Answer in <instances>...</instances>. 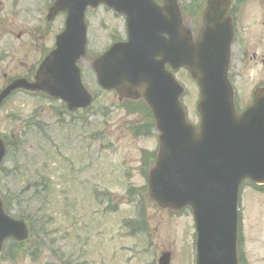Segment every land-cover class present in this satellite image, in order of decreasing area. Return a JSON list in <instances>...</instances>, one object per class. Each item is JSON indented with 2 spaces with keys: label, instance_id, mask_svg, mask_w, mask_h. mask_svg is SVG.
I'll return each instance as SVG.
<instances>
[{
  "label": "rangeland",
  "instance_id": "1",
  "mask_svg": "<svg viewBox=\"0 0 264 264\" xmlns=\"http://www.w3.org/2000/svg\"><path fill=\"white\" fill-rule=\"evenodd\" d=\"M53 1L0 0V91L15 79L32 80L37 64L53 48L64 23V15L46 21ZM191 1L195 7H189ZM241 2L229 58L239 111L252 102L254 92L264 91V4ZM176 5L182 30L196 36L205 0H176ZM85 24L86 54L78 67L83 86L96 99L87 112H63L60 102L22 91L0 108V137L11 147L1 164L7 176L0 179V199L6 198L14 219L24 213L28 199L35 200L31 208L41 209L46 231L38 234L39 252L33 247L12 252L15 258L0 264H157L165 252L171 254L170 264H195L191 212L176 213L149 198L144 173L151 168L145 169L142 157L159 151L156 129L146 130L150 118L127 114L120 108L127 99L123 91L105 92L96 83L98 58L125 40V21L100 6L87 11ZM175 78L184 89L187 120L197 127L196 81L184 71ZM35 124L43 132H36ZM32 191L40 201L31 197ZM9 198L13 204H7ZM240 216L243 264H264V195L244 186Z\"/></svg>",
  "mask_w": 264,
  "mask_h": 264
},
{
  "label": "water",
  "instance_id": "2",
  "mask_svg": "<svg viewBox=\"0 0 264 264\" xmlns=\"http://www.w3.org/2000/svg\"><path fill=\"white\" fill-rule=\"evenodd\" d=\"M56 0L48 20L66 13L65 29L55 48L40 64L35 82L17 80L0 93V104L19 88L42 92L86 109L92 97L83 88L77 62L85 55L86 8L101 4L125 16L127 42L117 43L97 61L98 85L123 91L149 107L159 134V151L147 179L149 196L157 205L180 211L190 208L196 231V264H238L236 228L238 191L248 180L264 184V93L240 116L233 106L227 80L232 27L226 17L228 0H208L199 40L181 28L174 0ZM171 71L185 69L197 80L200 100L198 132L186 122L180 104L183 88ZM5 148L0 140V163ZM28 237L23 221L9 218L0 201V253L4 241ZM163 254L158 264H169Z\"/></svg>",
  "mask_w": 264,
  "mask_h": 264
},
{
  "label": "trees",
  "instance_id": "3",
  "mask_svg": "<svg viewBox=\"0 0 264 264\" xmlns=\"http://www.w3.org/2000/svg\"><path fill=\"white\" fill-rule=\"evenodd\" d=\"M120 108H122L127 114H129V115H131V114H137V113H141V114H143V115H145L146 117H149L150 118V125H149V127H147V129L146 130H149L150 131V129H154V123H153V120H152V118H151V114H150V112H149V110H148V108L145 106V104L143 103V102H131V101H126V102H124L121 106H120ZM35 126V130H36V132H38V133H41V132H43V130H42V128L38 125V124H35L34 125ZM144 128V127H143ZM143 128H138L137 129V131H140V130H142ZM146 128V127H145ZM149 131H147V132H145V133H139V132H136V134H142V135H144L145 136V134L146 135H148L149 134ZM8 145H9V143H8ZM9 147H10V145H9ZM9 152H10V150H9ZM150 155V158H147L148 156ZM155 157H156V153L154 152V153H143V157H142V164L144 165V167H145V169L146 170H148V169H150L152 166H150L151 164H153L154 163V161H155ZM9 158V153H8V155H7V159ZM5 176H7L6 175V171H5V168H2V167H0V179L1 178H5ZM144 176H145V178H146V176H147V173L145 172L144 173ZM41 184H44L43 182L41 183ZM46 186L47 185H42V187L43 188H45L46 189ZM130 192H132V191H130ZM31 197H33V198H35L37 201H40V196L37 194V191H32V195H31ZM9 203H7V204H13V201L14 200H12V199H10L9 198ZM35 201V200H34ZM33 200H31V198L30 199H28V202H26L27 203V208H25V211H24V213L22 214V213H17L16 214V218L17 219H23L25 222H26V224L30 227V229H31V237L32 238H34V239H37L38 238V233H41L42 235H46V231H45V229H43L42 227H43V224L41 223V209L39 210V208L38 209H32L31 208V202H34ZM3 202H4V208H5V211L7 212V213H9L10 212V205H6L5 204V202H6V198H3ZM39 224H41L42 226L41 227H38V225ZM45 225H46V223H45ZM35 229L38 231V233L37 232H35ZM14 245H15V243H10L9 245H7V247H6V252H5V254H8V253H12L14 250Z\"/></svg>",
  "mask_w": 264,
  "mask_h": 264
},
{
  "label": "flooded vegetation",
  "instance_id": "4",
  "mask_svg": "<svg viewBox=\"0 0 264 264\" xmlns=\"http://www.w3.org/2000/svg\"><path fill=\"white\" fill-rule=\"evenodd\" d=\"M241 1L242 0H233V3H232L231 8L229 10V14H230V17H231V20H232V23H233V26L235 29V34H236V30H237L235 17L240 18L239 17L240 10L237 9V7H239V6L243 7V4H244ZM255 1L257 3L264 4V0H255ZM253 57H255V56L253 55ZM251 59H253V58H251ZM260 64L262 66H264V52L262 53V56L260 57ZM261 84H264V82H262ZM257 192L264 195V190H258ZM241 229H242V225H240V227H239L238 256H239V261L241 260L240 262H241V264H243V261H242L241 255H240L241 254V251H240L241 250V241H242Z\"/></svg>",
  "mask_w": 264,
  "mask_h": 264
}]
</instances>
